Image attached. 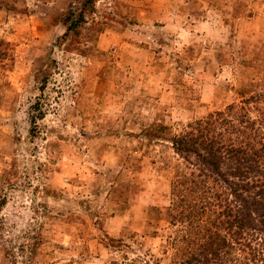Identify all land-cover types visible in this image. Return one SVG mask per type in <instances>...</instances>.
Returning a JSON list of instances; mask_svg holds the SVG:
<instances>
[{
    "label": "rangeland",
    "instance_id": "obj_1",
    "mask_svg": "<svg viewBox=\"0 0 264 264\" xmlns=\"http://www.w3.org/2000/svg\"><path fill=\"white\" fill-rule=\"evenodd\" d=\"M84 1L0 0V264H153L176 156L144 130L264 73V0Z\"/></svg>",
    "mask_w": 264,
    "mask_h": 264
},
{
    "label": "trees",
    "instance_id": "obj_2",
    "mask_svg": "<svg viewBox=\"0 0 264 264\" xmlns=\"http://www.w3.org/2000/svg\"><path fill=\"white\" fill-rule=\"evenodd\" d=\"M67 21L74 31L83 8L70 9ZM239 97L176 133L161 136L167 126L154 123L144 130L176 156L163 226L172 230L153 264H264V73Z\"/></svg>",
    "mask_w": 264,
    "mask_h": 264
}]
</instances>
